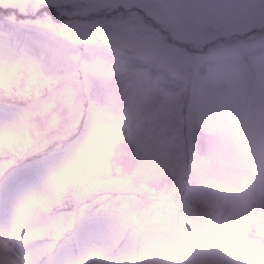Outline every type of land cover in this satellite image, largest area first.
Instances as JSON below:
<instances>
[{
	"label": "rangeland",
	"instance_id": "374dc122",
	"mask_svg": "<svg viewBox=\"0 0 264 264\" xmlns=\"http://www.w3.org/2000/svg\"><path fill=\"white\" fill-rule=\"evenodd\" d=\"M0 225V264H264V0H0Z\"/></svg>",
	"mask_w": 264,
	"mask_h": 264
},
{
	"label": "clouds",
	"instance_id": "9594fccd",
	"mask_svg": "<svg viewBox=\"0 0 264 264\" xmlns=\"http://www.w3.org/2000/svg\"><path fill=\"white\" fill-rule=\"evenodd\" d=\"M141 264H165L163 253L155 244L148 243Z\"/></svg>",
	"mask_w": 264,
	"mask_h": 264
},
{
	"label": "bare ground",
	"instance_id": "6f19581e",
	"mask_svg": "<svg viewBox=\"0 0 264 264\" xmlns=\"http://www.w3.org/2000/svg\"><path fill=\"white\" fill-rule=\"evenodd\" d=\"M15 174L16 175L11 174L7 177L8 179L6 180L5 185H4L5 186L4 192H8V187H9L11 192L16 193L17 188H15L14 186H17V185L15 183L17 182V184H18V182L20 180H22V178H23V176H25V174L22 175L19 172L16 173V171H15ZM26 176H28V175H26ZM1 218H2V216H1ZM1 227H2V225H0V229H1ZM22 249H24V246L22 247Z\"/></svg>",
	"mask_w": 264,
	"mask_h": 264
}]
</instances>
